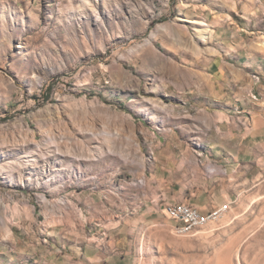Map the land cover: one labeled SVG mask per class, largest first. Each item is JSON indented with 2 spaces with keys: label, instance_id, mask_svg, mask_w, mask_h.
Listing matches in <instances>:
<instances>
[{
  "label": "rangeland",
  "instance_id": "1",
  "mask_svg": "<svg viewBox=\"0 0 264 264\" xmlns=\"http://www.w3.org/2000/svg\"><path fill=\"white\" fill-rule=\"evenodd\" d=\"M260 1L0 0V264H71L122 225L132 264H264V182L189 234L171 200L146 205L160 183L208 184L180 158L156 174L160 126L226 29L245 34L255 4L263 23Z\"/></svg>",
  "mask_w": 264,
  "mask_h": 264
},
{
  "label": "crops",
  "instance_id": "2",
  "mask_svg": "<svg viewBox=\"0 0 264 264\" xmlns=\"http://www.w3.org/2000/svg\"><path fill=\"white\" fill-rule=\"evenodd\" d=\"M252 8L245 13L246 33L226 29L222 53L199 57L190 81L176 84L180 108L171 115L175 121L160 126L165 137L156 145V174L166 170L167 161L180 158L182 163L194 161L202 167L208 184L173 192L175 186L168 190L167 184L161 188L160 183V190L146 204L150 210L155 211L163 199L188 201L207 212L264 182V9L263 23L258 24L256 4ZM253 74L260 76L259 82ZM180 133L190 134L195 142L182 144L176 136ZM124 230L122 225L116 232L111 250L94 246L71 264H132L134 256L125 244Z\"/></svg>",
  "mask_w": 264,
  "mask_h": 264
},
{
  "label": "built area",
  "instance_id": "3",
  "mask_svg": "<svg viewBox=\"0 0 264 264\" xmlns=\"http://www.w3.org/2000/svg\"><path fill=\"white\" fill-rule=\"evenodd\" d=\"M255 82L260 81L258 74H253ZM252 99H257L255 94L250 93ZM224 207H219L208 213H202L196 206L185 202H172L164 205L165 216L171 220L172 229L177 234H189L195 228L206 225L217 219Z\"/></svg>",
  "mask_w": 264,
  "mask_h": 264
},
{
  "label": "bare ground",
  "instance_id": "4",
  "mask_svg": "<svg viewBox=\"0 0 264 264\" xmlns=\"http://www.w3.org/2000/svg\"><path fill=\"white\" fill-rule=\"evenodd\" d=\"M203 24H205V23L203 22ZM161 28H163V27H161ZM197 35H198L199 37H201V38H206L208 34H206L205 32H201V30H199V31L197 32ZM261 44L264 46V41H263Z\"/></svg>",
  "mask_w": 264,
  "mask_h": 264
}]
</instances>
